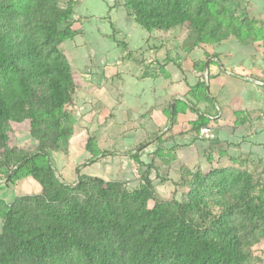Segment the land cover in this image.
Instances as JSON below:
<instances>
[{"label": "trees", "instance_id": "obj_1", "mask_svg": "<svg viewBox=\"0 0 264 264\" xmlns=\"http://www.w3.org/2000/svg\"><path fill=\"white\" fill-rule=\"evenodd\" d=\"M59 5L60 0H0V157L10 172L21 166L43 187L42 196L17 199L4 214L0 264H76V256L79 264L258 263L264 197L249 172L197 171L186 199L163 203L148 180L144 188L128 191L90 179L75 193L59 183L49 162L35 165L69 137L67 109L81 91L79 75L62 48L72 35L62 28L68 15ZM125 9L149 33L184 27L198 35L199 45L222 32L212 26V10L204 0H127ZM233 30L243 42L240 28ZM204 68L198 69L202 90L193 96L215 111L191 121L197 135L201 128H218L216 99L201 77ZM177 115L175 108L170 121L181 136L183 119ZM44 120L51 128L48 134ZM26 121L43 144L36 153L9 145L10 125Z\"/></svg>", "mask_w": 264, "mask_h": 264}, {"label": "rangeland", "instance_id": "obj_2", "mask_svg": "<svg viewBox=\"0 0 264 264\" xmlns=\"http://www.w3.org/2000/svg\"><path fill=\"white\" fill-rule=\"evenodd\" d=\"M204 1L212 10V26L222 30L211 43L215 45V41L230 36L237 38L233 29L239 27L245 46H253L255 33L242 31L243 23L260 22L251 13L254 10L249 1ZM112 3L113 9L118 8L112 13L116 23L107 8ZM126 3L127 0H60V11L68 15L62 28L72 35L62 48L79 75L81 91L67 109L65 127L70 131L69 137L35 165L46 167L49 162L59 183L75 193L82 181L90 179L116 183L128 191L144 188L148 180L156 199L163 203L186 199L197 171L249 172L258 184L257 193L264 197V163L254 166L241 158V164L201 160L202 166L197 169L188 164V149L175 153L177 147L187 146L163 149L176 137L170 121L176 95L162 94L163 80L171 86L176 84L174 80L183 85L180 72L184 75L206 63L204 59L197 64L193 56L206 47L197 44L198 35L182 27L170 33H153L149 42L153 49L149 53L141 43V35L147 37V31L133 21L126 22ZM173 53L178 55L177 61L172 58ZM201 77L207 80V73ZM216 120L222 124L221 119ZM42 125L48 134V121ZM193 130L187 132L195 133ZM10 138V147L18 151L36 153L43 146L32 133L29 121L12 123ZM2 161L0 157V236L4 214L17 199L43 194V187L29 171L17 166L10 172ZM153 206L154 202H150ZM256 255L260 257L256 264H264V246ZM74 261L79 264L80 257Z\"/></svg>", "mask_w": 264, "mask_h": 264}, {"label": "crops", "instance_id": "obj_3", "mask_svg": "<svg viewBox=\"0 0 264 264\" xmlns=\"http://www.w3.org/2000/svg\"><path fill=\"white\" fill-rule=\"evenodd\" d=\"M247 1L253 7L254 11L251 13L260 20L252 24L243 23L245 27L242 29L243 32L252 31L256 35L253 46H245L238 38L230 36L219 44H205V50L193 54L197 64H201L204 59H207V62L203 64L208 63L207 72L204 70L207 73L205 80L207 93L216 99L215 107L219 114L215 119H221L222 123L214 130L213 139L203 140L196 133L187 132L191 128V121H196L199 115L209 118L207 113L213 111L210 103H199L193 96L195 91L202 90L198 89L200 83L198 70L192 68L191 71H185L184 75L180 72L179 76H183V85H178L179 83L174 80L176 84L171 86L170 82L163 80L162 94L167 97L176 95L172 103L173 113L170 114V120L174 117L176 108L177 117L183 119L181 128L186 133L176 136L171 142L166 143L163 149L187 146L183 149L177 147L175 153L188 149L190 154L188 164L192 168L201 167V160L205 162L218 160L219 164L222 162L234 164L240 163L241 158L254 166L264 163V0ZM112 6L113 3L107 8L111 13L112 22L116 23L112 13L118 8L113 9ZM126 18L128 22L130 19ZM127 24L129 26V23ZM153 33L157 32H147V37L141 35V43L147 46L149 53L150 48L153 49L149 45ZM177 57L178 55L173 53L172 58L175 61ZM147 86L151 87V84L148 83ZM190 101L197 104L199 109Z\"/></svg>", "mask_w": 264, "mask_h": 264}, {"label": "built area", "instance_id": "obj_4", "mask_svg": "<svg viewBox=\"0 0 264 264\" xmlns=\"http://www.w3.org/2000/svg\"><path fill=\"white\" fill-rule=\"evenodd\" d=\"M198 136L201 139L211 140L214 138V130L206 127L201 128Z\"/></svg>", "mask_w": 264, "mask_h": 264}, {"label": "water", "instance_id": "obj_5", "mask_svg": "<svg viewBox=\"0 0 264 264\" xmlns=\"http://www.w3.org/2000/svg\"><path fill=\"white\" fill-rule=\"evenodd\" d=\"M208 70V63L205 65V71L207 72ZM172 113H173V106H172Z\"/></svg>", "mask_w": 264, "mask_h": 264}]
</instances>
